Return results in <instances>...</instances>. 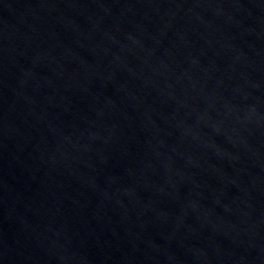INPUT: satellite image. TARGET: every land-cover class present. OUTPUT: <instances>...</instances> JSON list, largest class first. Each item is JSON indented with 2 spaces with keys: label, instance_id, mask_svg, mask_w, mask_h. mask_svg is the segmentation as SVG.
<instances>
[{
  "label": "water",
  "instance_id": "95a60500",
  "mask_svg": "<svg viewBox=\"0 0 264 264\" xmlns=\"http://www.w3.org/2000/svg\"><path fill=\"white\" fill-rule=\"evenodd\" d=\"M0 264H264V0H0Z\"/></svg>",
  "mask_w": 264,
  "mask_h": 264
}]
</instances>
